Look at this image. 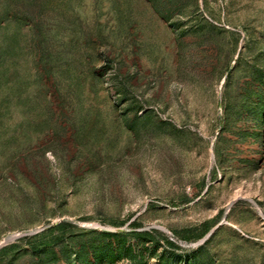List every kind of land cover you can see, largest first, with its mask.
<instances>
[{"label":"rangeland","instance_id":"obj_1","mask_svg":"<svg viewBox=\"0 0 264 264\" xmlns=\"http://www.w3.org/2000/svg\"><path fill=\"white\" fill-rule=\"evenodd\" d=\"M0 264H264V0H0Z\"/></svg>","mask_w":264,"mask_h":264}]
</instances>
